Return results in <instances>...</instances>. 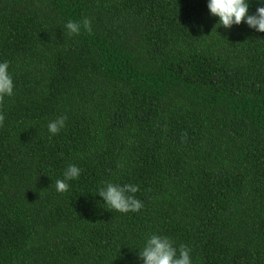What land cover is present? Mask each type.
Here are the masks:
<instances>
[{
    "label": "trees",
    "instance_id": "trees-1",
    "mask_svg": "<svg viewBox=\"0 0 264 264\" xmlns=\"http://www.w3.org/2000/svg\"><path fill=\"white\" fill-rule=\"evenodd\" d=\"M207 4L0 0V264H143L153 233L193 264H264V33ZM106 183L138 185L142 210L106 209Z\"/></svg>",
    "mask_w": 264,
    "mask_h": 264
},
{
    "label": "clouds",
    "instance_id": "clouds-1",
    "mask_svg": "<svg viewBox=\"0 0 264 264\" xmlns=\"http://www.w3.org/2000/svg\"><path fill=\"white\" fill-rule=\"evenodd\" d=\"M259 5H264V0H258ZM207 7L213 17L218 18L216 25L231 30L233 26L246 24L257 33H264V6L250 12L249 0H208ZM70 36H79L82 29L92 31L91 21L87 18L82 21L69 20L64 26ZM15 95V82L10 70V62L0 61V103L6 97ZM4 115L0 113V124ZM66 116L57 117L47 125L51 136L58 135L66 127ZM81 168L75 164H69L63 172V178L55 181V190L63 194L71 188V182L79 180ZM140 191L138 185L106 183L99 190V197L108 210H115L122 214L139 213L144 207L141 200L136 198ZM192 249L181 244L177 248L168 236L153 233L148 236L142 248L139 249L138 258L143 264H193Z\"/></svg>",
    "mask_w": 264,
    "mask_h": 264
}]
</instances>
